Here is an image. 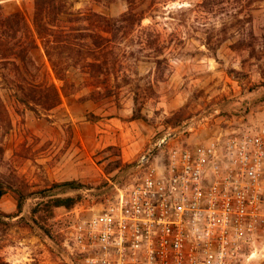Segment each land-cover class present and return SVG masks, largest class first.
Wrapping results in <instances>:
<instances>
[{"label":"rangeland","instance_id":"374dc122","mask_svg":"<svg viewBox=\"0 0 264 264\" xmlns=\"http://www.w3.org/2000/svg\"><path fill=\"white\" fill-rule=\"evenodd\" d=\"M32 1L0 0V13L20 11L31 21ZM133 1L144 19L114 44L110 75L94 84L70 71L78 87L57 108L38 115L25 109L8 88L9 70L0 68V182L7 189L0 197V264H71L61 237L52 233L55 217L97 213L144 175L143 157L160 163L173 147L264 124V54L259 45L252 55L238 49V35L231 37L247 28L248 17L255 35H264V0H222L212 12L199 7L203 0ZM67 3L71 13L92 9L107 17L127 9L125 0ZM221 38L227 40L216 47ZM205 42L216 48L214 57ZM156 56L164 59L159 65ZM35 57L51 77L41 51ZM97 86L100 93L87 98ZM134 93L144 120H131ZM71 180L86 188L75 207L57 208L41 222L49 236L14 217V189L37 191ZM34 203L21 215L29 216ZM237 264H264V239L248 246Z\"/></svg>","mask_w":264,"mask_h":264},{"label":"built area","instance_id":"2783aa9c","mask_svg":"<svg viewBox=\"0 0 264 264\" xmlns=\"http://www.w3.org/2000/svg\"><path fill=\"white\" fill-rule=\"evenodd\" d=\"M141 165L97 213L53 219L71 264H237L264 239V124Z\"/></svg>","mask_w":264,"mask_h":264},{"label":"trees","instance_id":"16d2710c","mask_svg":"<svg viewBox=\"0 0 264 264\" xmlns=\"http://www.w3.org/2000/svg\"><path fill=\"white\" fill-rule=\"evenodd\" d=\"M127 9L116 17H107L88 9V12L71 13L73 4L67 0H33L31 21H27L20 11L7 15L0 13V68L9 70V86L13 98L25 109L39 114L40 109L50 111L57 108L63 97H68L76 91L78 85L69 80L70 71H79L83 81L98 84L100 76L110 75L114 68V44L122 41L125 36L139 27L144 19L140 9L134 6L133 0H125ZM222 0H203L199 7L204 12H212ZM247 28L243 30V19L238 18L241 30L233 32L238 35L235 46L238 49L256 53V45L264 54V35H255L251 19L248 17ZM226 38L216 42L219 47ZM151 44V42L149 41ZM211 49L215 56L216 48ZM234 45V44H233ZM234 47V46H233ZM41 51L42 57L49 68V76L42 73L41 65L36 60V51ZM160 54L161 49H156ZM264 56V55H262ZM258 58H261L259 56ZM164 59L155 57V63L161 64ZM264 78V72L262 74ZM57 81L60 85H57ZM264 86V85H262ZM98 86L90 92L87 98L92 99L100 92ZM105 95H111L107 90ZM86 98V99H87ZM131 120L143 119L140 105L134 93ZM86 186L77 181L51 183L37 191L14 189L17 221L25 224L31 222L46 236H49L41 222L52 216L57 208L71 210L81 200L80 191ZM7 189L0 182V197ZM35 201L30 208L29 216L21 215L28 201ZM28 219V220H27Z\"/></svg>","mask_w":264,"mask_h":264}]
</instances>
